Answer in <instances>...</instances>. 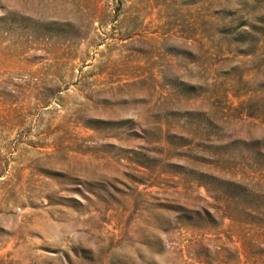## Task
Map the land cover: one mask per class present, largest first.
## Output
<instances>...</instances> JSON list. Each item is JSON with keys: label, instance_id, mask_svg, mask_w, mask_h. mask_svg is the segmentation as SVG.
I'll return each mask as SVG.
<instances>
[{"label": "rangeland", "instance_id": "1", "mask_svg": "<svg viewBox=\"0 0 264 264\" xmlns=\"http://www.w3.org/2000/svg\"><path fill=\"white\" fill-rule=\"evenodd\" d=\"M0 264H264V0H0Z\"/></svg>", "mask_w": 264, "mask_h": 264}]
</instances>
